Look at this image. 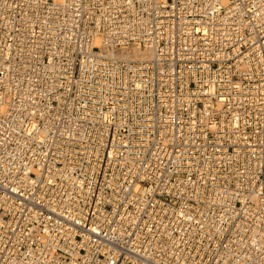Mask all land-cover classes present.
<instances>
[{
  "label": "built area",
  "instance_id": "built-area-1",
  "mask_svg": "<svg viewBox=\"0 0 264 264\" xmlns=\"http://www.w3.org/2000/svg\"><path fill=\"white\" fill-rule=\"evenodd\" d=\"M0 264H264V0H0Z\"/></svg>",
  "mask_w": 264,
  "mask_h": 264
},
{
  "label": "bare ground",
  "instance_id": "bare-ground-1",
  "mask_svg": "<svg viewBox=\"0 0 264 264\" xmlns=\"http://www.w3.org/2000/svg\"><path fill=\"white\" fill-rule=\"evenodd\" d=\"M150 51L136 50L133 52V56L136 58H146L150 56Z\"/></svg>",
  "mask_w": 264,
  "mask_h": 264
}]
</instances>
